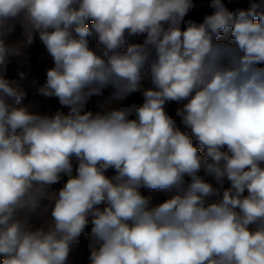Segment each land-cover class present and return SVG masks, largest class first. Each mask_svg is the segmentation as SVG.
<instances>
[{"label": "clouds", "instance_id": "9594fccd", "mask_svg": "<svg viewBox=\"0 0 264 264\" xmlns=\"http://www.w3.org/2000/svg\"><path fill=\"white\" fill-rule=\"evenodd\" d=\"M203 6L0 0V264H264V0ZM37 40L51 114L6 75Z\"/></svg>", "mask_w": 264, "mask_h": 264}, {"label": "rangeland", "instance_id": "374dc122", "mask_svg": "<svg viewBox=\"0 0 264 264\" xmlns=\"http://www.w3.org/2000/svg\"><path fill=\"white\" fill-rule=\"evenodd\" d=\"M197 4H203V7H197L192 10V12L189 14V16L186 19H194L198 22L202 19L203 15L209 14L210 9L207 7V0H194ZM226 6L230 8V10H234L236 8H247L249 4V0H231V3H229V0H225ZM19 29L9 37L8 43L12 44L17 41L19 38ZM129 42H140V38H129ZM90 47L95 49V40L90 41ZM28 56L30 59V64L26 67H24L23 71H26L29 75L27 79L21 80L17 75V68L19 67L15 60H10L9 67L7 70V77L9 79H15L17 81V87H20L27 91L28 95L26 98L22 101L23 105L29 106V110L32 112H36L39 114H51L52 112L56 111L59 107L58 102L53 99H44L39 96L33 95L34 87L39 86V84H42L44 80V74L45 70L48 67L52 66L51 58L47 55L46 50L43 48V46L39 43L37 40L34 43V46L28 50ZM33 80L37 82V84L33 85ZM142 85L144 88L152 87L150 79L147 77V75L144 76V79L142 80ZM141 103L142 97L139 93L133 94L128 98L127 101L124 103ZM120 102L112 99L110 92L106 91L103 98H101V104L103 107H97L95 104V100L90 105L91 109L93 111H103L107 108L114 107L118 105ZM181 105L172 103L167 106V110L171 115L174 116V118L177 119V123L179 124V118L175 117V111L177 107H180ZM182 127V125H181ZM203 151V149H201ZM75 163V162H74ZM109 175L112 173L109 172ZM214 183V181H213ZM227 186V185H226ZM145 194H149L145 191ZM151 195L154 197L157 201H162L166 198V194L162 192H153ZM87 248V241L82 240L80 247L78 249H75L73 254L70 257L69 264H72L75 262V256H84V249Z\"/></svg>", "mask_w": 264, "mask_h": 264}, {"label": "trees", "instance_id": "16d2710c", "mask_svg": "<svg viewBox=\"0 0 264 264\" xmlns=\"http://www.w3.org/2000/svg\"><path fill=\"white\" fill-rule=\"evenodd\" d=\"M88 247L84 249V256H75V262L72 264H88Z\"/></svg>", "mask_w": 264, "mask_h": 264}]
</instances>
